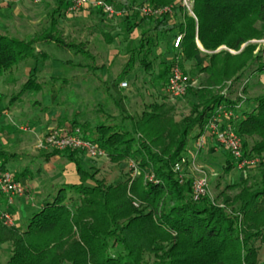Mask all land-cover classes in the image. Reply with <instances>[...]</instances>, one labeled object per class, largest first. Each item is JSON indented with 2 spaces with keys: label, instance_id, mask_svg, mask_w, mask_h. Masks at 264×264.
I'll list each match as a JSON object with an SVG mask.
<instances>
[{
  "label": "trees",
  "instance_id": "trees-1",
  "mask_svg": "<svg viewBox=\"0 0 264 264\" xmlns=\"http://www.w3.org/2000/svg\"><path fill=\"white\" fill-rule=\"evenodd\" d=\"M62 3L68 9L69 0ZM145 4L157 8L174 5L177 16L139 20L140 13L135 9ZM114 7L125 17L128 33L143 25L139 45L128 52L125 76L138 66L150 71V57L163 40L172 34H184L179 49L174 48V40L167 46L173 53L171 63L166 65L162 59L160 65L165 79L176 57L188 76L203 75L199 80L201 87L189 88L183 96L190 101L191 115L176 122L173 107L155 102L136 118L122 109L114 116L98 104L93 123L86 125L78 114L70 119L64 104L56 102L60 107L59 130L69 134L75 128H88L84 137L104 150L113 162L135 159L140 167L152 172L154 181L138 192L145 206L137 209L127 195L125 182L109 189L85 185L96 179L80 164L82 151L54 150L48 156L65 155L75 162L82 182L61 185L57 195L45 198L22 227H7L0 219V245H14L7 264H264L256 245L264 244V95L252 99L251 109L247 110L238 108L217 90L244 68L256 65L249 41L264 35V0H194L197 22L181 9L177 0H120ZM50 16L51 30L40 37L27 39L0 29V78L29 60L46 63L51 58L46 49L51 46L81 54L90 61L84 67L91 68L94 58L83 43L64 37L56 28V20L64 13L56 11ZM112 39L109 37L108 42ZM224 46L241 52L234 56L224 49L218 51ZM60 63V67L71 69L80 66L72 60ZM254 71L262 74L264 66ZM37 74L34 68L11 98L9 107L27 93H43L46 86L52 89L60 77L52 76L54 83L45 84ZM66 85L69 81L64 79L58 91L62 93ZM220 105L234 106L229 123L242 140L244 158L259 159L257 167L247 172L243 180L227 184L222 190V196L226 189L238 191L234 197H224L231 211L224 205H215L210 196L194 201V178L174 171V165L191 149L190 143L207 135L206 126ZM117 106L120 108L118 102ZM50 108L44 106L43 111L49 112ZM7 155L0 149L2 171L7 170ZM235 169L228 152L223 172L229 174ZM15 178L19 181L17 175ZM134 185L132 190L136 193ZM67 192L72 195L66 197Z\"/></svg>",
  "mask_w": 264,
  "mask_h": 264
},
{
  "label": "rangeland",
  "instance_id": "rangeland-1",
  "mask_svg": "<svg viewBox=\"0 0 264 264\" xmlns=\"http://www.w3.org/2000/svg\"><path fill=\"white\" fill-rule=\"evenodd\" d=\"M99 11L91 8L87 10V16L83 18L79 17L83 14V10L74 14H69L66 11L64 17L61 18V23H58L60 18L56 20L57 28L64 31L62 32L63 36L71 38L76 43H83L84 49L94 58L91 62V68L84 67L90 61H86L81 54L74 55L70 52H63L53 46L47 48L46 50L52 59L44 63L45 66H43L42 73L38 77L39 81L50 84L54 83L51 79L52 76H60L59 82H55L52 89L46 86L43 93H27L15 105H12L10 111L5 112L7 114L6 122L12 128H17L21 125L24 128L27 127V132L29 133H25L28 136L38 128L45 131L46 126L50 128L48 132L52 129H60L59 122L61 119L57 115L60 107L56 105V102L64 104V109L68 111L67 116L70 119L78 114L81 121L86 123V125L87 123L89 125L93 123L98 104L106 112L114 116L119 115V111L122 109L124 113L136 118L143 114L144 111H149V105L155 102H164L173 107L172 115L176 122L191 115L192 108L188 98H170L166 90L168 82L166 79L169 76H166V79L165 76H161L164 68L161 67L160 62L165 60L167 62L166 65H168L172 61L173 53H170L167 42H162L161 47L155 50L150 57L153 62L150 71H145L138 66V68L136 67L125 76L124 70L129 58L128 52L139 45L136 39V35L139 36V30L134 27L128 33L123 15L120 17L117 15H102ZM8 15L7 13L6 15H0V25L10 24ZM140 16L139 14L138 19H140ZM257 26L260 27V25ZM109 37L113 38L112 42H108ZM263 38L264 35L249 41V44L253 47L252 56L255 58L256 65L252 68H244L227 81L224 87L217 88L220 95L230 100L231 103H236L239 108L251 109V100L264 95V73L260 74L254 71L256 68L264 66V56L261 55L262 46L255 42ZM199 48L203 49L202 45ZM222 49L234 56L241 52V50H230L225 46L220 47L218 51ZM56 59L59 61H53ZM197 59L201 61L202 57ZM67 60H72L75 64H80V66L77 65L75 69L60 67V61ZM40 63L39 65L43 64ZM33 64H35V61H33ZM202 77V74L197 76L199 80ZM12 78L16 79V83L10 82L8 89L0 93V106L2 105L1 107L4 109L8 107L11 98L19 92L21 86L27 81L28 75L24 70L20 69L18 74H14L13 77H5V79L10 81ZM64 79L69 81V85L64 86L63 92L60 93L58 90L62 86ZM116 79L119 80L115 81ZM122 82H127L128 87L126 89L119 88ZM198 87L201 86L198 85ZM56 97L58 101H55ZM117 102L120 108H118ZM44 106L52 108H50L49 112H44ZM228 107L233 109L234 106L228 105ZM81 129L82 133L88 130V128L84 127ZM196 144L197 141L194 144L190 143L189 148L191 149L184 156L187 159V163L182 167L181 173L193 177L194 180L206 178L211 198L218 206L224 205L225 208L231 211L232 208L224 203V197H234L238 191L226 189L223 192L225 194L222 196V190L227 184L239 183L243 180L246 173L251 172L257 165L244 170L235 169L231 173L225 174L223 169L227 161L228 151L224 150V148H222V153H220L218 158L209 157L208 155L198 156L196 162L193 163L196 151L192 150V148L194 145L196 147ZM51 150L52 152L54 151L53 149ZM84 157V153L80 154V164H82L88 174H92L94 179H96L95 182L88 180L85 185L89 187L102 185L103 188L109 189L125 182L127 184V195L131 199L132 205L137 209L145 206L139 199L138 192H142L140 190L151 182L152 172L150 170L143 169L132 158L115 163L108 155L101 161H94ZM254 160L259 162L257 158ZM131 161L138 164L139 175L134 180L132 179V171L129 168ZM20 167H23L26 171L18 174L19 182L24 188L29 189L30 195L28 198L23 199L21 204L20 212L23 219L16 215L15 219L18 227H22L31 218L32 214L39 209L40 205L38 204L42 203L44 196L48 195L50 199L54 198L63 183L79 184L82 182L77 165L65 155H55L52 159L45 160L35 156V152H31L25 157L15 158V162L9 166L13 173ZM85 176L87 175L84 174ZM133 185L136 186L137 194L132 190ZM71 195V192H67L66 197ZM135 203H137L138 207L135 206ZM71 209L73 210V207ZM74 230L75 234H78L76 228ZM256 245L259 248V259L264 261V244L257 242ZM13 253L14 245L12 242L1 244L0 264H7Z\"/></svg>",
  "mask_w": 264,
  "mask_h": 264
},
{
  "label": "built area",
  "instance_id": "built-area-1",
  "mask_svg": "<svg viewBox=\"0 0 264 264\" xmlns=\"http://www.w3.org/2000/svg\"><path fill=\"white\" fill-rule=\"evenodd\" d=\"M117 0H99L92 3L91 0H69L67 12L74 14L82 10L86 6H94L95 8L103 11L105 14L113 16L120 15L117 12L114 3ZM179 6L185 10L190 17L197 22V17L194 13V0H177ZM35 3L41 2V0H34ZM2 0H0L1 6ZM142 17L153 18L162 16H172L175 12L173 5L163 8L153 7L151 5H143L137 8ZM184 34H178L174 37V48L179 49L183 41ZM262 46L261 55L264 56V38L260 41H255ZM233 53V51H231ZM199 79L191 78L188 76L180 66V58H174L171 72L167 82V94L170 98L183 97L189 88L198 87ZM122 89H126L128 84L123 82L120 86ZM239 108V106H238ZM234 109H230L228 106L220 105L213 117L209 120L206 131L207 134L216 142L218 147L227 150L238 170H244L246 168L254 167L258 161L254 159L244 158L242 140L235 131L234 127L229 123V120L233 117ZM22 131H28V128L20 127ZM197 153H200L205 147V136L199 138L196 144ZM37 148L40 150L53 149L58 151H82L88 158L93 160H100L107 157V153L100 149L95 143L86 139L80 128H75L72 133L62 132L59 129L51 130L43 139L38 142ZM197 156L193 159V163L196 162ZM187 163L186 158H182L174 165L175 172H181L184 164ZM138 164L133 161L130 162L129 168L132 171V179L134 180L138 175ZM151 181H154L153 176ZM208 181L206 178H200L194 180L193 183V200L198 201L203 197L210 196L208 190ZM0 197L5 199L6 205L3 206L0 203V219L3 225L7 227H14L16 225V219L13 214V207L17 200L26 197V189L21 183L16 180L15 175L9 170H0ZM211 197V196H210ZM213 203L218 204L212 199ZM135 206L138 207L137 203ZM218 207H223L218 206Z\"/></svg>",
  "mask_w": 264,
  "mask_h": 264
},
{
  "label": "crops",
  "instance_id": "crops-1",
  "mask_svg": "<svg viewBox=\"0 0 264 264\" xmlns=\"http://www.w3.org/2000/svg\"><path fill=\"white\" fill-rule=\"evenodd\" d=\"M97 1H99V0H91L92 3L97 2ZM108 1H111V0H108ZM2 2H3V0H2ZM62 2H63V0H41V2H39V3H35L34 0H26V1L25 0H5L4 3H1L0 15H6V13L9 14L8 18L10 19V21H9L10 24L9 25L1 24L0 29L5 31L6 33H8L10 35L20 36L22 38L32 39V38L40 37L46 31L49 32L51 30V19H50L51 14L55 13L56 11H61V13H64V15H65L67 9H66L65 5H63ZM118 2H119V0H117L114 4H116ZM91 8L94 10H97V11L99 10L92 5L86 6L83 9V14H81L79 17L83 18V17L87 16V10H89ZM135 11H137V9H135ZM118 16L119 17L122 16V13H120V15H118ZM176 16H177V11L175 9V12L172 15V17L174 18ZM63 17L64 16L59 17L60 21L58 23H61V21H62L61 18H63ZM140 19H142V16H140ZM70 27H72V25H70ZM140 28H143V25H140V27L137 28V30H139V32H140ZM57 30L59 32H64V31L60 30L59 28H57ZM139 36H140V33H139ZM139 36L136 35L137 41H138ZM174 37H175V35L172 34L168 38L163 40V42L166 41L167 45L169 46L173 42ZM169 42H170V44H169ZM197 44H199V46L201 47L199 41H197ZM201 50L203 51V49H201ZM50 59H52V57ZM33 61L34 60H29L26 63L22 64L21 66H18L17 68H14L13 70L6 72L4 75H2L0 78V93H3V90L8 89V84L10 82L16 83L15 78H12L10 81L8 79H5V77L6 78L13 77L14 74H18L20 69L24 70L25 73L29 76L31 71L34 68H36L37 72H38L37 75L39 77V74L42 73V69L44 68L43 66H45V65L41 64V63H40L41 65L36 64V63L33 64ZM53 61L57 62L59 60L56 59ZM120 86L121 85H119V88L122 89ZM1 106H0V149L5 151L8 154L7 157L5 158V164H6L7 170L11 171L9 166H10V164H13V162H15V158L25 157V156L29 155V153H31V152H35V156L41 157L45 160L52 159L53 157L50 158L48 156L52 152L51 149L40 150L37 148L38 142L41 139H43L49 133L48 130L50 128L46 126V129H44L45 131L38 128V129H36L35 132L31 133L30 136H28V135H26L25 131H22L20 129V127H22V125L20 127H17V128H12L11 125L7 124V122H6V118H7L6 115L7 114L5 112L10 111L11 107H9V105H8V107L4 109ZM68 125L69 124H67V126ZM60 129H62V128H60ZM27 133H29V132H27ZM192 150L196 151L195 156H197V157L198 156L203 157V156L208 155L209 157L218 158L220 153H222V148L218 147L216 142L210 137L209 134H207L205 136V147L200 153H197V149H196L195 145L193 146ZM84 158H88L86 154H85ZM91 160H93V159H91ZM101 160H103V159H100V161ZM94 161H99V160H94ZM24 171H26V170H24L23 167H20L19 169H16L14 173L13 172L12 173L19 176L18 174H22ZM66 183H63V184H66ZM36 187H38V186H36ZM25 189H26V197H23V198L17 200L15 206L13 207V214H14L15 218H16V215H18L17 217H20V219H23V216L20 212L21 211V204L23 203V199L28 198L30 195L29 189H27V188H25ZM47 197H48V195L44 196L43 200ZM0 203L3 206H5L6 205L5 199L0 197ZM40 204H38V205H40Z\"/></svg>",
  "mask_w": 264,
  "mask_h": 264
}]
</instances>
